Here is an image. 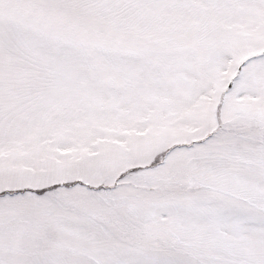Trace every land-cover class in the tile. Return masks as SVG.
Segmentation results:
<instances>
[{
    "label": "snow or ice",
    "instance_id": "obj_1",
    "mask_svg": "<svg viewBox=\"0 0 264 264\" xmlns=\"http://www.w3.org/2000/svg\"><path fill=\"white\" fill-rule=\"evenodd\" d=\"M0 264H264V0H0Z\"/></svg>",
    "mask_w": 264,
    "mask_h": 264
}]
</instances>
